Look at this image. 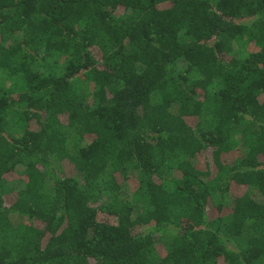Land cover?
<instances>
[{
    "label": "trees",
    "instance_id": "16d2710c",
    "mask_svg": "<svg viewBox=\"0 0 264 264\" xmlns=\"http://www.w3.org/2000/svg\"><path fill=\"white\" fill-rule=\"evenodd\" d=\"M220 260L264 264V0H0V264Z\"/></svg>",
    "mask_w": 264,
    "mask_h": 264
},
{
    "label": "rangeland",
    "instance_id": "374dc122",
    "mask_svg": "<svg viewBox=\"0 0 264 264\" xmlns=\"http://www.w3.org/2000/svg\"><path fill=\"white\" fill-rule=\"evenodd\" d=\"M55 167H58L57 173L62 178L77 176L74 168L70 164H68L67 162H61V163L56 162ZM17 178H18V174H14L12 177L13 180H17ZM245 190H246V188H244V187H236V186L232 187V193L234 195H242L245 193ZM216 214H217V212L213 209V212L210 215L212 217H214V216H216ZM219 264H223L222 260L219 261Z\"/></svg>",
    "mask_w": 264,
    "mask_h": 264
}]
</instances>
